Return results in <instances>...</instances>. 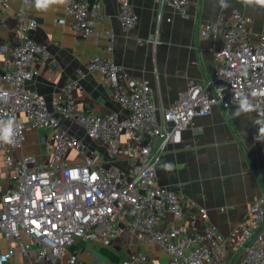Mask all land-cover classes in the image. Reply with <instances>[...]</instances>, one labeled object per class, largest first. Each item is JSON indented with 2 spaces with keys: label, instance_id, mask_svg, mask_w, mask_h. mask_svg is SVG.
Returning a JSON list of instances; mask_svg holds the SVG:
<instances>
[{
  "label": "built area",
  "instance_id": "2783aa9c",
  "mask_svg": "<svg viewBox=\"0 0 264 264\" xmlns=\"http://www.w3.org/2000/svg\"><path fill=\"white\" fill-rule=\"evenodd\" d=\"M10 1L0 0V6ZM22 2L32 5L34 0ZM155 2L159 20L164 8L187 17L192 7L190 0ZM66 12L78 39L99 35L98 25L106 20L100 0H66ZM18 16L17 44L0 71V161L15 181L0 199V235L17 248L0 253V264H11L18 251L25 258L33 252L41 264H82L80 244L111 247L123 218L130 219L128 230L137 243L157 244L167 261H152L140 251L117 264H229L231 251L237 252L239 264H264L263 198L250 204L230 240L209 223L206 208L157 183L161 155L167 145L181 143L196 118L210 115L215 106L224 112L238 106L264 110V32L253 33L250 18L239 11L204 23L199 37L222 41L214 50L215 72L205 84L192 82L169 107L155 103L147 80L134 78L111 59L92 58L87 72L104 77L123 111L100 115L78 105L74 94L82 87L77 79L68 81L51 105L28 90L49 51L30 36L36 20L26 12ZM117 21L123 31L138 26L140 17L129 0L121 3ZM60 117L104 148L106 161L97 162V151L64 130ZM39 130L48 134L42 140L43 163L23 152L26 134ZM71 153L82 158L70 163ZM119 159L127 160L129 169L114 163ZM168 215L188 218L185 224H169Z\"/></svg>",
  "mask_w": 264,
  "mask_h": 264
},
{
  "label": "crops",
  "instance_id": "0c3cea01",
  "mask_svg": "<svg viewBox=\"0 0 264 264\" xmlns=\"http://www.w3.org/2000/svg\"><path fill=\"white\" fill-rule=\"evenodd\" d=\"M129 1L140 17L136 28L123 31L119 26L117 14L124 0H100L106 20L98 25L99 35L87 39L76 37L66 0H42L40 7L36 0L32 5L12 0L7 7L0 6V71L17 44L14 33L18 15L26 12L37 22L30 36L49 51L45 63L39 62L38 75L28 83V90L43 96L49 105L68 81L77 79L82 91L74 95L81 108L100 115L123 113L104 77L87 72L90 60L101 57L113 60L134 78L147 80L155 103L169 107L192 82L205 84L215 72L214 50L222 46V41L200 38L198 31L204 23L239 11L250 18L253 33L264 32V3L256 0H190L187 17L167 7L161 11L160 20L155 0ZM109 34L114 35L113 40ZM60 121L63 129L82 140L88 150L97 151V162L106 161V150L91 142L80 127L61 117ZM47 135L41 130L28 132L23 152L45 162L42 140ZM114 163L129 169L127 160ZM157 183L206 208L209 223L227 239H235L237 226L248 215L250 204L264 199V110L238 106L224 112L215 106L210 115L196 118L195 125L183 132L181 143L167 145L157 166ZM14 184L13 176H7L0 161V199ZM187 218L168 215L169 224H185ZM129 223V218L119 221L121 234L111 247L80 244L82 264H117L140 251L152 261L165 263L167 257L157 244L136 242L128 230ZM199 225L203 227L204 223ZM11 246L17 248L14 241L0 235V253ZM34 256L32 252L25 258L18 251L11 264H41ZM239 263L237 252L231 251L229 264Z\"/></svg>",
  "mask_w": 264,
  "mask_h": 264
},
{
  "label": "rangeland",
  "instance_id": "374dc122",
  "mask_svg": "<svg viewBox=\"0 0 264 264\" xmlns=\"http://www.w3.org/2000/svg\"><path fill=\"white\" fill-rule=\"evenodd\" d=\"M82 158V156H80V158L77 156V154H75V153H71V155H70V159H69V162L70 163H74V162H76V161H78L79 159H81ZM92 243H95L96 245H100L99 247H103L102 245H101V243H99V242H92ZM99 247H98V249H99ZM81 254L82 253H79L78 255H79V257L81 256ZM92 264V263H91Z\"/></svg>",
  "mask_w": 264,
  "mask_h": 264
},
{
  "label": "clouds",
  "instance_id": "9594fccd",
  "mask_svg": "<svg viewBox=\"0 0 264 264\" xmlns=\"http://www.w3.org/2000/svg\"><path fill=\"white\" fill-rule=\"evenodd\" d=\"M261 2H264V0H261ZM37 7H40L42 4V0H36Z\"/></svg>",
  "mask_w": 264,
  "mask_h": 264
},
{
  "label": "trees",
  "instance_id": "16d2710c",
  "mask_svg": "<svg viewBox=\"0 0 264 264\" xmlns=\"http://www.w3.org/2000/svg\"><path fill=\"white\" fill-rule=\"evenodd\" d=\"M107 254H109V253H107ZM110 257H112L111 255H109Z\"/></svg>",
  "mask_w": 264,
  "mask_h": 264
}]
</instances>
